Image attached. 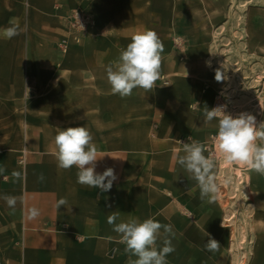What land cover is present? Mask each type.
<instances>
[{
    "label": "crops",
    "instance_id": "0c3cea01",
    "mask_svg": "<svg viewBox=\"0 0 264 264\" xmlns=\"http://www.w3.org/2000/svg\"><path fill=\"white\" fill-rule=\"evenodd\" d=\"M110 1L0 0V29L16 27L18 33L0 37V264H128L125 245L108 223L111 215L116 223L154 218L171 225L157 241L162 247L167 238L175 249L167 264H229L223 248L230 238L231 224L224 220L230 199L238 202V214L248 212L252 232L245 252L252 264H261L264 176L240 165L232 180L215 173L220 191L208 203L177 163L181 141L190 137L207 149L217 131L218 122H206L204 115L222 80L219 67L206 65L209 43H193L191 34L182 50L175 45V35H185L175 1L168 2L163 23L145 14L117 17ZM74 8L90 10L96 20L81 41L67 26ZM262 9L257 0H229L220 16L211 8L205 18L223 26L233 22L221 34V47L227 58L237 49L242 69L263 66ZM144 30L155 31L163 43L160 78L153 91L135 88L121 98L111 91L106 67ZM244 83L238 82L239 91ZM77 126L90 131L99 150L96 172L114 170L117 178L106 192L77 183L75 167H58L54 138ZM61 198L67 203L57 207ZM33 207L40 214L29 218ZM208 234L220 242L218 250H206Z\"/></svg>",
    "mask_w": 264,
    "mask_h": 264
},
{
    "label": "clouds",
    "instance_id": "9594fccd",
    "mask_svg": "<svg viewBox=\"0 0 264 264\" xmlns=\"http://www.w3.org/2000/svg\"><path fill=\"white\" fill-rule=\"evenodd\" d=\"M16 27L0 29V37L11 39L17 35ZM163 43L153 30L137 32L131 42L120 50L116 61L106 67L107 82L113 94L121 98L132 95L133 89L140 88L145 92L153 91L161 75ZM217 80H220L216 76ZM206 122H218L216 134V152L205 155V145L199 141H181L183 155L177 163L196 181L201 200L208 203L218 198L219 184L214 173L218 162H227L245 167L264 176V122L259 125L256 117L241 112L238 115L225 111L223 107L206 108ZM56 159L58 167L64 170L77 169V183L98 188L102 192L111 189L117 178L112 168L97 173L96 167L100 153L93 142V136L84 126L68 127L57 132L55 138ZM40 179H43L42 175ZM10 206H14L15 198H7ZM61 198L57 207L65 205ZM35 207L29 210V218L39 216ZM117 216L108 217L113 231L119 234L120 243L125 245V253L129 255L128 264H167L166 257L175 251L171 241L165 238L163 246L158 247L161 230L171 232V225H162L154 218L140 221L129 218L116 223ZM220 242L208 234L205 248L209 252L218 250ZM131 257H135L132 259Z\"/></svg>",
    "mask_w": 264,
    "mask_h": 264
},
{
    "label": "rangeland",
    "instance_id": "374dc122",
    "mask_svg": "<svg viewBox=\"0 0 264 264\" xmlns=\"http://www.w3.org/2000/svg\"><path fill=\"white\" fill-rule=\"evenodd\" d=\"M171 1L176 2V5L174 6L176 8V19H180L182 24H185L184 30L181 31L182 33L184 32L185 35L176 34L174 38L175 45L180 47L182 50L185 45L184 43L189 41V36L186 35L191 36L192 34L193 36H191V38L193 43H196L197 41H200L201 44L209 43L208 46H210V53L206 61V65L213 70H216L215 67H219L220 72L218 74L222 75V80L220 81L221 87H219L216 91L213 105L216 101L217 92L222 91V94L226 96L225 99L229 102L227 109L228 113L235 116L241 112H247L256 116L257 125L264 122V101H262L261 98V95L264 96V63L261 68L252 67L242 69L240 62L243 58H237V55H235V53H237V49L233 51L234 53L231 54L232 56L230 58H227L228 56H226V51L224 53L221 47L222 40L226 41L223 37H221V34L226 33L224 31L228 30L227 28L232 27L233 22H227V25L223 26L225 22H221L219 20L210 22L208 21L210 17L206 19L209 23H206L205 21V18L208 13H210L211 8H213V11L217 12L216 14L220 16L222 14V5H226L229 0H111L110 8L113 10V13L117 15V17L127 13L128 19L139 20L142 18L141 15L145 14L148 15L149 19H153L155 22L163 23L165 15L169 12L168 2ZM237 1L238 0H232L234 3ZM257 1L264 4V0ZM231 6L230 8H232V12L235 8V4H231ZM78 11L85 13L89 17L87 24L81 27H79L78 24L81 19L75 15V12ZM262 12H264L263 9ZM194 19L196 20L194 28L188 27ZM95 24V17L88 9L74 8L68 14L67 26L71 32L72 38L75 41H81L84 35L89 33ZM183 25L181 26L183 27ZM259 28L261 32H264V15L262 16ZM176 32H178L177 28ZM231 34L235 35L237 33L231 32ZM61 43L64 42L62 41ZM188 43L190 44L191 40ZM236 59H238L239 63ZM246 76L248 79L244 80ZM240 80L245 81L243 84V91H239L237 86ZM230 87L232 88L230 89ZM232 89H234V91ZM260 100L262 102H259ZM257 106L258 109H261L260 112H258ZM262 109L263 115L262 118H259L260 116L258 117V115L262 113ZM216 134L217 131L210 137L212 143H209L211 147L207 148L205 151L206 156L216 152ZM222 162L223 161L217 163L214 173L219 176H227L231 180L234 179L236 174L234 168L238 167V165L230 164L229 167H223L226 163ZM235 199H239V202H242V198L239 196ZM231 200L232 199H230V204H228L229 211L224 217V220L226 219V222L231 224V227H229L230 238L228 246H224L223 250L225 253L229 254V264H252L253 262L249 260L248 254L245 252V248L248 246V238L252 232V222L248 218V212L245 214H238V208L236 207V205L238 206V202L233 204ZM243 201L245 200L243 199ZM227 218H229L228 221ZM232 256L235 257L234 262L232 260ZM217 263L225 264V262ZM261 264H264V261H261Z\"/></svg>",
    "mask_w": 264,
    "mask_h": 264
},
{
    "label": "built area",
    "instance_id": "2783aa9c",
    "mask_svg": "<svg viewBox=\"0 0 264 264\" xmlns=\"http://www.w3.org/2000/svg\"><path fill=\"white\" fill-rule=\"evenodd\" d=\"M75 15H76V17L81 19L79 21V23H78L79 27L87 24V21H88L89 17L85 13H82V12L78 11V12H75ZM225 97L226 96L222 94V91H218L217 95H216V101H215V103L213 105V108L223 107L225 109V111H227L229 102L225 99Z\"/></svg>",
    "mask_w": 264,
    "mask_h": 264
},
{
    "label": "bare ground",
    "instance_id": "6f19581e",
    "mask_svg": "<svg viewBox=\"0 0 264 264\" xmlns=\"http://www.w3.org/2000/svg\"><path fill=\"white\" fill-rule=\"evenodd\" d=\"M227 87H228V86H227ZM227 87H226V88H227ZM228 88H229V87H228ZM261 98H262V101H264V96H262V95H261ZM262 101L260 100L259 102H262ZM262 104H263V103H262ZM257 110H258V112H260V111H261V109H260V108L258 109V106H257ZM258 112H257V113H258ZM255 117H256V116H255Z\"/></svg>",
    "mask_w": 264,
    "mask_h": 264
}]
</instances>
